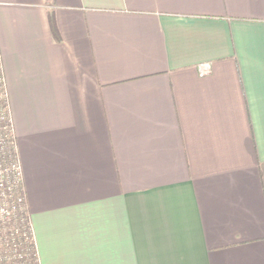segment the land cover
Masks as SVG:
<instances>
[{"label":"crops","instance_id":"obj_1","mask_svg":"<svg viewBox=\"0 0 264 264\" xmlns=\"http://www.w3.org/2000/svg\"><path fill=\"white\" fill-rule=\"evenodd\" d=\"M0 61L38 264H264V0H0Z\"/></svg>","mask_w":264,"mask_h":264},{"label":"built area","instance_id":"obj_2","mask_svg":"<svg viewBox=\"0 0 264 264\" xmlns=\"http://www.w3.org/2000/svg\"><path fill=\"white\" fill-rule=\"evenodd\" d=\"M209 70L208 64L199 66V71L204 73ZM0 221L8 226L25 223L30 239L33 242V233L27 212L25 194L22 185V170L18 158L15 142L13 120L10 113L8 95L0 61ZM16 222V223H15ZM3 224V225H5ZM11 226V227H12ZM10 233H13L10 230ZM34 246V242L32 243ZM11 251L15 258H22L21 252L16 253L11 246L0 255V264L12 259Z\"/></svg>","mask_w":264,"mask_h":264},{"label":"rangeland","instance_id":"obj_3","mask_svg":"<svg viewBox=\"0 0 264 264\" xmlns=\"http://www.w3.org/2000/svg\"><path fill=\"white\" fill-rule=\"evenodd\" d=\"M16 223V222H15ZM4 221H0V255H3L4 250H8L11 246L15 247V252H21L23 257L16 259L11 251L12 259L6 263V259L4 260V264H38L35 247L33 246L32 240L29 238L30 234H28L25 223L19 222L15 225H3ZM12 226V227H11ZM12 230L13 233L9 231Z\"/></svg>","mask_w":264,"mask_h":264},{"label":"trees","instance_id":"obj_4","mask_svg":"<svg viewBox=\"0 0 264 264\" xmlns=\"http://www.w3.org/2000/svg\"><path fill=\"white\" fill-rule=\"evenodd\" d=\"M49 22L53 35L55 36V38H58V32L52 14L49 15Z\"/></svg>","mask_w":264,"mask_h":264}]
</instances>
